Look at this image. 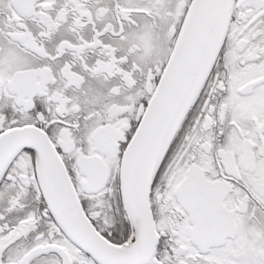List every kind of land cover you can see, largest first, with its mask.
<instances>
[{"label":"snow or ice","instance_id":"1","mask_svg":"<svg viewBox=\"0 0 264 264\" xmlns=\"http://www.w3.org/2000/svg\"><path fill=\"white\" fill-rule=\"evenodd\" d=\"M0 264H264V0H0Z\"/></svg>","mask_w":264,"mask_h":264}]
</instances>
